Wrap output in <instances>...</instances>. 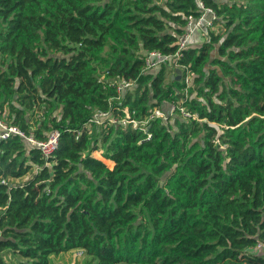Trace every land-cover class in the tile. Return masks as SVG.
<instances>
[{
  "label": "trees",
  "instance_id": "16d2710c",
  "mask_svg": "<svg viewBox=\"0 0 264 264\" xmlns=\"http://www.w3.org/2000/svg\"><path fill=\"white\" fill-rule=\"evenodd\" d=\"M202 2L224 31L145 70L147 51L175 53L197 0H0V116L60 133L48 158L0 139V264L77 250L94 264H264V0ZM120 78L134 81L122 95ZM154 108L166 119L147 120ZM96 110L117 122H90Z\"/></svg>",
  "mask_w": 264,
  "mask_h": 264
},
{
  "label": "built area",
  "instance_id": "2783aa9c",
  "mask_svg": "<svg viewBox=\"0 0 264 264\" xmlns=\"http://www.w3.org/2000/svg\"><path fill=\"white\" fill-rule=\"evenodd\" d=\"M197 4L201 9V13L198 17H193L189 15L187 17V23L181 38L177 41V49L174 54H163L160 51L152 50L147 51L145 53V70H154L157 69L161 64H174L181 56V51L184 49L192 40L194 41L195 34L197 31L203 37L202 40L209 39V30L214 29L213 19L216 17L213 9L209 7H205L202 0H197ZM190 74L187 75L185 82L189 84ZM116 87V92L119 95H122L125 90L134 86V81L127 80L124 78H120L118 80H114L111 82ZM174 109L172 104L169 105V109L167 112L171 113ZM180 112L184 116H190L188 112H186L183 108H180ZM5 113L6 110H3L2 115L0 116V139H7L11 135H17L27 140L31 145L35 146L41 153V155L45 158L50 157L55 151L59 139V130L51 129L46 133V137L44 139H36L33 137L32 133L26 135L18 126L9 124L5 121ZM167 113L160 108H154L148 119H152L154 117H162L166 119ZM110 119L113 123H116L115 120L109 111L96 110L90 119V122H93L97 125L102 124L104 119ZM144 121L145 125L147 121ZM122 124L126 125L129 123L133 124V127H137L139 125V121L136 119H128V117L121 119ZM140 123V124H144ZM89 126V125H88ZM150 138V134H147V139ZM83 256L81 250H77L74 254L75 258H79Z\"/></svg>",
  "mask_w": 264,
  "mask_h": 264
},
{
  "label": "rangeland",
  "instance_id": "374dc122",
  "mask_svg": "<svg viewBox=\"0 0 264 264\" xmlns=\"http://www.w3.org/2000/svg\"><path fill=\"white\" fill-rule=\"evenodd\" d=\"M223 23H224L223 20H219V21L215 22V24H213L214 25V29L217 32H220V33L223 32L224 31ZM197 38L199 40H202L203 39V37L201 36L200 33H198V37ZM131 88L132 87H130L128 89H131ZM4 110H5V108H4ZM45 111H46V109L42 105L36 104L34 110L33 111H29V114H32V117L35 118V119H37V118H43L44 117V114L46 113ZM54 113H56V111H54ZM172 113L173 112H171V114H169L171 117L173 116ZM163 119L165 120V118H163ZM96 152L99 153V154L101 153L100 151H94L93 152V156L94 157H95L94 153H96ZM112 167H113V165H112ZM31 174L32 173L29 172L23 178L18 179V180H15L14 182L17 183L19 181H24V180L28 179ZM254 250L257 253L264 255V246L259 245ZM74 254H75L74 251L63 252L60 256L59 255L52 254L49 257V264H94V260L91 257L86 256V255H83V256L79 257V259H77V258L74 257ZM8 256H10V254H8ZM117 264H131V263L119 262Z\"/></svg>",
  "mask_w": 264,
  "mask_h": 264
},
{
  "label": "crops",
  "instance_id": "0c3cea01",
  "mask_svg": "<svg viewBox=\"0 0 264 264\" xmlns=\"http://www.w3.org/2000/svg\"><path fill=\"white\" fill-rule=\"evenodd\" d=\"M198 33H199V32L197 31V33H196L195 36H194V38H195V40H194L195 43H197V41L200 42V40L197 38V37H198ZM75 252H76V251H75ZM75 252H74V253H75ZM61 254H62V253H60V254H58V255L60 256Z\"/></svg>",
  "mask_w": 264,
  "mask_h": 264
},
{
  "label": "water",
  "instance_id": "95a60500",
  "mask_svg": "<svg viewBox=\"0 0 264 264\" xmlns=\"http://www.w3.org/2000/svg\"><path fill=\"white\" fill-rule=\"evenodd\" d=\"M175 72H176V74H177L176 79L179 80V79H180V75H181V71H180V69H176Z\"/></svg>",
  "mask_w": 264,
  "mask_h": 264
}]
</instances>
